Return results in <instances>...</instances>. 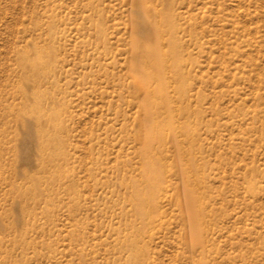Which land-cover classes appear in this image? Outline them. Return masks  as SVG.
<instances>
[{"label":"rangeland","instance_id":"374dc122","mask_svg":"<svg viewBox=\"0 0 264 264\" xmlns=\"http://www.w3.org/2000/svg\"><path fill=\"white\" fill-rule=\"evenodd\" d=\"M176 2L197 135L178 139L196 145L205 249L191 237L172 136L150 223L131 198L146 185L138 1L0 0V264H131L134 234L143 264H264V0ZM158 42L168 50L166 35ZM44 142L64 146L61 177L42 167Z\"/></svg>","mask_w":264,"mask_h":264},{"label":"bare ground","instance_id":"6f19581e","mask_svg":"<svg viewBox=\"0 0 264 264\" xmlns=\"http://www.w3.org/2000/svg\"><path fill=\"white\" fill-rule=\"evenodd\" d=\"M137 1L147 21L144 27L147 32L146 38H136L133 41V50L138 56L140 64L132 67L135 91L142 96L143 129L140 140L145 153L146 168L143 178L146 185L144 188H141L140 185L136 186L132 191L131 198L138 201V215L145 223H150L157 212L156 195L161 191V180L164 174L160 165L164 141L172 136L179 159L177 166L185 188V210L189 228H191V237L196 246L203 247L207 215L203 206L204 197L202 198V195L197 192L201 188L203 179L199 176V169L192 158L197 135L189 122L192 112L187 102L190 80L184 70V64L188 57L185 53V42L180 36L181 25L176 8L177 0H161L163 7L157 11L152 7L151 0ZM136 5L138 4L136 3ZM165 35L169 40L168 50H163L158 42ZM171 73L172 75H170ZM172 84L176 85V94L180 105L171 99L169 88ZM63 115V112L60 111L49 116L46 132L50 135V139L53 134L63 128ZM182 117L185 119L184 122H180ZM182 134H186L189 139L194 140L193 145L189 143L191 146L188 145L190 148L187 151L178 139ZM49 141L46 144L44 142L42 148L44 144L46 146L53 145ZM63 147L62 144H57L55 149L47 147L42 150V167L53 164L52 167L56 169L57 177H61L64 172L56 165L57 161L67 160V154ZM187 154L190 155L188 160L186 159ZM28 179L31 181L33 178L28 177ZM21 193L24 195L23 197L29 196L25 191H21ZM138 237L134 234L127 239L132 254L131 264H143L138 257L139 251L136 247ZM203 248L205 249V245Z\"/></svg>","mask_w":264,"mask_h":264}]
</instances>
